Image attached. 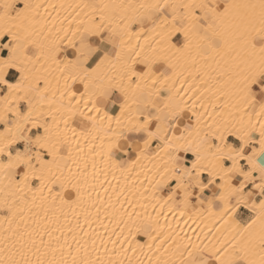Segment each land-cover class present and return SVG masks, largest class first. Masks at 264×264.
Returning a JSON list of instances; mask_svg holds the SVG:
<instances>
[{
    "label": "snow or ice",
    "instance_id": "6c2138e0",
    "mask_svg": "<svg viewBox=\"0 0 264 264\" xmlns=\"http://www.w3.org/2000/svg\"><path fill=\"white\" fill-rule=\"evenodd\" d=\"M0 264H264V0H0Z\"/></svg>",
    "mask_w": 264,
    "mask_h": 264
},
{
    "label": "bare ground",
    "instance_id": "6f19581e",
    "mask_svg": "<svg viewBox=\"0 0 264 264\" xmlns=\"http://www.w3.org/2000/svg\"><path fill=\"white\" fill-rule=\"evenodd\" d=\"M51 2H57L58 3V2H60V0H51ZM149 210L151 211V209H149ZM169 219H171V217H169ZM161 221L163 222V218H161ZM103 224L104 225H108L109 231H111L113 226H114L113 224L109 223V221L107 219L103 220ZM173 226H175L174 221H173ZM189 226L183 225V222L181 221V227H183L185 231H189L190 232V228H195L196 227V225L193 224L191 221H189ZM91 231H93V234L100 233L101 235H103L104 227L99 221H97L96 223H94L92 225V230ZM104 238L107 239V237H104ZM113 238H115V237H113ZM97 244H99V240H97ZM109 247H111V245H109Z\"/></svg>",
    "mask_w": 264,
    "mask_h": 264
}]
</instances>
